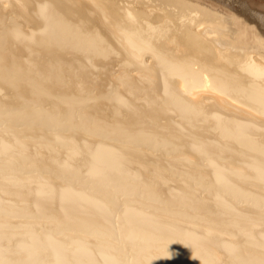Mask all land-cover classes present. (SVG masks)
Masks as SVG:
<instances>
[{
    "label": "bare ground",
    "instance_id": "bare-ground-1",
    "mask_svg": "<svg viewBox=\"0 0 264 264\" xmlns=\"http://www.w3.org/2000/svg\"><path fill=\"white\" fill-rule=\"evenodd\" d=\"M0 264H264V13L0 0Z\"/></svg>",
    "mask_w": 264,
    "mask_h": 264
},
{
    "label": "rangeland",
    "instance_id": "rangeland-1",
    "mask_svg": "<svg viewBox=\"0 0 264 264\" xmlns=\"http://www.w3.org/2000/svg\"><path fill=\"white\" fill-rule=\"evenodd\" d=\"M251 7L257 8L264 13V0H247Z\"/></svg>",
    "mask_w": 264,
    "mask_h": 264
}]
</instances>
